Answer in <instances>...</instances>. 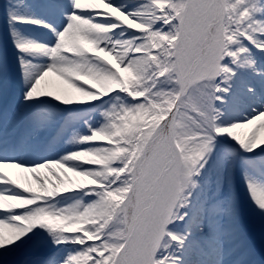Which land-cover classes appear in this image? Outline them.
Listing matches in <instances>:
<instances>
[{
  "label": "snow or ice",
  "instance_id": "obj_1",
  "mask_svg": "<svg viewBox=\"0 0 264 264\" xmlns=\"http://www.w3.org/2000/svg\"><path fill=\"white\" fill-rule=\"evenodd\" d=\"M0 264H264V0H0Z\"/></svg>",
  "mask_w": 264,
  "mask_h": 264
}]
</instances>
